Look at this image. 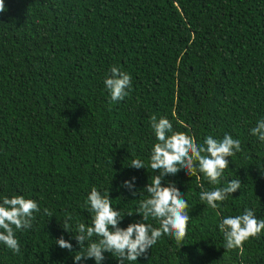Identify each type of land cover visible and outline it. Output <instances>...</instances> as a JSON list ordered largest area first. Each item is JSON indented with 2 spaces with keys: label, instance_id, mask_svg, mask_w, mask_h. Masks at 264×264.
Listing matches in <instances>:
<instances>
[{
  "label": "trees",
  "instance_id": "1",
  "mask_svg": "<svg viewBox=\"0 0 264 264\" xmlns=\"http://www.w3.org/2000/svg\"><path fill=\"white\" fill-rule=\"evenodd\" d=\"M4 3L0 203L20 195L40 211L30 229L15 233L19 254L0 243V264H75L80 249L72 237L79 223H92V188L108 191L124 215L118 227L142 221L135 211L158 174L149 166L157 142L152 116L167 118L173 132L197 143L231 135L240 151L226 157L228 168L215 185L203 174L166 176L162 184L174 183L187 201V234L181 242L163 235L125 264H264V230L242 248L226 249L218 227L245 209L264 219V141L251 134L264 120V0ZM113 66L131 76V89L118 102L104 85ZM133 159L145 169L128 167ZM132 177L136 196L121 187ZM232 179L240 180V189L217 208L200 200L202 191ZM67 216L71 233L64 230ZM142 222L159 227L151 217ZM61 236L72 252L55 243ZM104 256L101 264H118L111 253Z\"/></svg>",
  "mask_w": 264,
  "mask_h": 264
},
{
  "label": "clouds",
  "instance_id": "2",
  "mask_svg": "<svg viewBox=\"0 0 264 264\" xmlns=\"http://www.w3.org/2000/svg\"><path fill=\"white\" fill-rule=\"evenodd\" d=\"M5 11L4 0H0V13ZM104 85L111 101L118 102L128 95L131 76L113 66L110 68V75L104 79ZM151 127L157 142L153 145L149 166L158 174L153 175L151 183L145 185L147 198L139 202L135 213L142 217V221L148 220L149 217L157 220L159 227L142 221L129 223L126 228L118 227L124 215H121L119 210H114L108 191L102 193L92 188L87 196V204L94 214L92 223H79L76 226V234L72 237L80 249L72 257L75 264H81L87 259L101 264L105 259V252L111 253L118 264H125L126 261L136 262L137 258L145 255L163 235H170L177 242H181L187 234L190 220L188 204L174 183L169 181L166 186L162 184L164 178L176 176L180 171H184L190 177L203 174L215 185L222 177L223 170L228 168L229 160L226 157H232L240 151V140L228 134L221 140L207 136L203 143H197L194 137L184 132H173V125L167 118L157 120L152 116ZM251 134L264 141V120L257 122V126L251 129ZM128 167L145 169V164L142 160L133 159ZM135 179L132 177L121 184V187L128 189L133 196L137 194ZM240 187V180L232 179L226 187L202 191L200 200L215 209L218 207L217 202L224 201ZM39 211L37 202L32 199L20 195L4 197L0 203V243L13 253L19 254L20 245L15 233L17 230L30 229L34 213ZM44 213L51 218L48 209H44ZM69 220L71 216H67L64 230L71 233L68 230ZM218 227L223 233L226 249L242 248L247 239L258 236L261 230H264V219L258 220L252 210L245 209L243 214L223 218ZM94 236L98 239L92 240ZM89 241L92 242L88 243ZM55 243L61 249L73 251V245L63 236L56 239Z\"/></svg>",
  "mask_w": 264,
  "mask_h": 264
}]
</instances>
